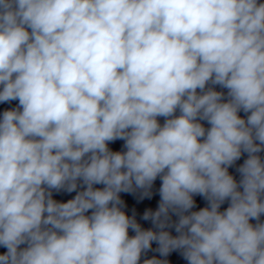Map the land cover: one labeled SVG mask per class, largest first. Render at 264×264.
Wrapping results in <instances>:
<instances>
[{"label":"clouds","instance_id":"obj_1","mask_svg":"<svg viewBox=\"0 0 264 264\" xmlns=\"http://www.w3.org/2000/svg\"><path fill=\"white\" fill-rule=\"evenodd\" d=\"M12 101L0 264H140L153 242L187 264H264V2L0 0ZM157 178L144 229L120 194L151 199Z\"/></svg>","mask_w":264,"mask_h":264}]
</instances>
